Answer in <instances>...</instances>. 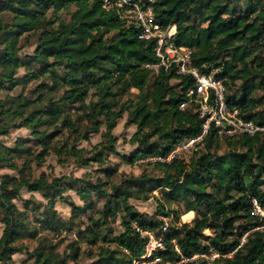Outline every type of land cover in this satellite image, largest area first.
<instances>
[{
  "label": "trees",
  "instance_id": "obj_1",
  "mask_svg": "<svg viewBox=\"0 0 264 264\" xmlns=\"http://www.w3.org/2000/svg\"><path fill=\"white\" fill-rule=\"evenodd\" d=\"M70 5L75 8L67 21L55 16ZM152 5L154 17L163 27L174 26L170 41L191 50L192 64L200 72L216 68V76L225 77V102L238 108L244 119L264 124L263 101L251 96L256 89H264V55L251 56L263 41L264 0H154ZM33 31H38L35 48L31 54L20 56V38ZM223 53L228 61L222 60ZM153 61V42L138 39L135 29L104 10L100 0H0V93L44 76L52 79L53 90L62 89L57 98L49 97L45 102L41 95L35 99L20 93L5 95L0 99V135L10 127H26L40 146L39 156H44L54 148L50 144L60 133L58 127L76 133L69 113L79 109L90 123L84 133L77 132L78 139L98 131V117L105 125L104 144L88 157L82 158L73 146L60 147L78 156L84 165L100 162L105 146L115 152L111 130L126 112V122L136 127L130 138L136 145L131 154H121L120 158L133 163L147 155L166 153L182 137L198 134L200 120L192 107L178 109L182 97L176 86L187 85L189 78L172 84V73L159 70L153 75L143 67ZM20 67L25 73L17 77ZM149 76L151 84L146 87ZM236 80L240 81L238 95L228 93ZM131 89L136 90L135 100L121 102ZM219 140L227 146L221 154L213 151ZM28 156L29 149L20 138L12 146L0 145V169L16 172V176L0 174V264L75 263L80 254L75 240L67 245V253L57 252L50 241L41 240L30 251L17 244L36 235L13 202L21 188L38 191L46 198V211L41 212L39 222L55 236L67 224H58L49 213L54 201L70 207L69 222L87 214L88 224L80 238L95 246V258L88 264H132L140 260L145 239L132 224L157 235L162 222L147 220L128 200H147L153 191L159 194L157 214L169 217L162 233L164 248L154 252L160 257L155 264H194L191 256L201 257L209 250L219 255L212 264H264V229H254L262 220L250 213L251 198L264 209V136L259 133L220 139L210 129L203 151L195 153L188 163L175 159L152 164L160 175L122 177L109 190L103 182L70 176L47 180L40 173L30 178L24 174L29 167ZM15 160L22 162L17 166ZM116 170L115 166L108 167L103 174L109 178ZM66 190L74 191L82 204H74L64 194ZM92 197L102 201L99 208ZM161 201L180 202L182 212L165 209ZM191 211L195 213L191 222L179 220L181 214ZM116 217L122 230L106 238V223ZM204 229L212 233L204 235ZM243 234L244 242L239 245ZM170 240H174L177 251ZM21 250L26 260L13 261L12 255Z\"/></svg>",
  "mask_w": 264,
  "mask_h": 264
},
{
  "label": "rangeland",
  "instance_id": "obj_2",
  "mask_svg": "<svg viewBox=\"0 0 264 264\" xmlns=\"http://www.w3.org/2000/svg\"><path fill=\"white\" fill-rule=\"evenodd\" d=\"M74 5L67 6L61 10H59L55 16L59 19L67 21L69 17V13L74 10ZM235 14V12H234ZM49 16V12H47ZM38 31H33L28 34H23L20 38L18 54L20 56L31 54L36 45ZM250 46V45H249ZM248 46V47H249ZM254 47V46H252ZM253 49L252 55H256L258 57H262L264 55V36L262 44L259 41L258 45ZM251 48V47H249ZM225 53H223L222 60L228 61V59L224 58ZM249 61V60H248ZM255 62H252L251 65L254 66ZM58 73L60 70L55 69ZM25 73V69L20 67L16 70V76H22ZM152 77L149 76L146 87H149L151 84ZM257 80V78H255ZM170 83L175 84V82L171 81ZM240 81L236 80L232 85L228 87V93H235L238 95ZM52 79L47 76L40 77L36 80L28 81L24 84L23 87L21 85H17L10 92H1L0 99H3L5 95H14L20 93L27 98L35 99L37 95H41L42 102H45L47 98H57L62 89L53 90L51 88ZM43 88L44 90H40ZM176 91H178V85L176 86ZM44 93H47L46 95ZM136 90L131 89L129 93L124 94L121 97V102L131 103L135 100ZM251 96L254 98L261 99L263 101L264 106V89H256L251 93ZM89 98L95 99L93 95H90ZM88 99H86L87 101ZM70 117L71 120L75 122L76 133L70 130H66L63 127H58L59 135L56 136L52 142L51 146L54 148H50L44 156H39L40 146L36 139H34L30 135V130L26 127H18V128H8L7 133L0 135V145L3 146H12L14 140L21 139L25 145L28 147L30 156L27 157L28 168L24 169V174L28 177H37L40 173H44L47 180L51 177H60V176H70L88 180L92 183L94 182H103V186L109 190V186L112 184H118L119 180L122 177L127 176H137L141 173L150 175V176H158L161 174L159 169L155 166H152L150 163H145L140 161V159L135 160L133 163H127L120 158L121 154H131L134 150L135 143L131 142L130 138L132 134L136 131V127L127 123V114L123 112L119 118L116 119L115 126L111 130V134L115 138V142L113 144L114 151H109L106 146L101 149V161L93 162L89 161L88 164H81L78 156L72 154V152L65 150L63 146L67 148L73 146L75 149L80 150V156L82 158L88 157L92 152L100 149L101 144H104L105 138L103 137L105 131V125L101 117H98L100 121L98 126V131L95 133L87 134L86 139H78L77 132L84 133L87 129H89V120L87 115H84L83 112L79 109L71 110ZM49 130V129H48ZM61 149V151L59 150ZM59 150V151H58ZM227 150V146L225 141H218L217 145L213 148V151L217 154H221ZM21 160H15L17 166L20 165ZM116 167V172L106 178L103 174L105 168L108 167ZM7 173L10 175L16 176V172L8 169L1 168L0 174ZM65 195L69 196V199L77 205H81L82 202L78 199L74 191L66 190L64 192ZM158 191H153L152 196H150L147 200H136L129 199V203L139 212L145 214V218L148 220L149 218L159 219L161 216L156 212V198L158 199ZM94 201V205L96 208H99L102 204L101 200H96L94 197L91 198ZM16 207L24 212L26 221L28 226L31 229L36 230V235L33 238H25L17 241V244L24 245L28 251L36 247L40 242L50 241L53 243L55 250L57 252L64 251L68 252V244L75 240L76 245L79 247L80 254L75 261L72 263L67 260L65 264H88L94 260L95 256L93 253L95 252V246L87 244L84 240H81L82 230L88 224L87 214L80 215L77 219L69 222L70 215V207L65 203H62L58 200L52 203V210H49L50 214L57 219L58 224L62 222V224H67L66 228H60L58 234L55 236L53 232L44 229L40 226V219L43 217L41 212H45L46 198L38 192V191H28L26 188H21L19 190L18 196L13 199ZM25 203V204H24ZM164 208L167 210H176L179 213L182 212V206L180 202H162ZM27 206V207H25ZM186 215V214H184ZM184 215L179 216V220L181 222H191V219L195 216V213L192 212V216L189 215L186 219L183 218ZM169 218V217H167ZM133 225V224H132ZM2 230V225L0 223V232ZM122 230L120 221L116 218L109 219L106 223V238H110L111 235H114ZM212 232L208 229L203 230L204 235H210ZM110 248H113V244H108ZM26 253L24 250L20 252H16L12 255V259L15 262H20L26 260ZM191 260V259H190ZM194 260V264H212L211 261H208L204 257L192 258ZM29 262V261H28ZM169 264V263H165ZM178 264V263H175Z\"/></svg>",
  "mask_w": 264,
  "mask_h": 264
},
{
  "label": "built area",
  "instance_id": "obj_3",
  "mask_svg": "<svg viewBox=\"0 0 264 264\" xmlns=\"http://www.w3.org/2000/svg\"><path fill=\"white\" fill-rule=\"evenodd\" d=\"M100 1L104 10L112 11L125 26L135 29L138 39L153 42L155 61L146 62L143 65L144 68L153 75L157 74L159 70L172 73V81L175 83L189 78L187 85H178V93L182 97L178 103V109L184 110L187 107H192L196 117L200 120L198 134L182 137L166 153L147 155L140 161L150 164H165L176 159L186 164L195 153L203 151L205 137L210 129L213 130L214 136L220 139L254 133L264 136V124L244 119L238 108L225 102V77L216 76V68H210L206 73L200 72L192 64L191 50L187 47L175 46L170 41L175 31L174 26L163 27L154 17L152 5L154 0ZM250 213L262 220V224L254 229H264V209L255 198L250 199ZM159 219L162 225L157 235L150 230L139 228L135 224L132 225L138 235L145 239L140 260H134L132 264H155L160 261V257L154 252L164 248L162 233L169 218L161 216ZM245 234L240 238L239 245L244 242ZM170 242L173 244L174 250L177 251L174 240H170ZM198 256L193 255L190 259ZM200 256L212 261L219 255L209 250L206 255Z\"/></svg>",
  "mask_w": 264,
  "mask_h": 264
},
{
  "label": "bare ground",
  "instance_id": "obj_4",
  "mask_svg": "<svg viewBox=\"0 0 264 264\" xmlns=\"http://www.w3.org/2000/svg\"><path fill=\"white\" fill-rule=\"evenodd\" d=\"M189 215H191V214H189ZM189 215L186 214V215L183 216V218L186 219Z\"/></svg>",
  "mask_w": 264,
  "mask_h": 264
},
{
  "label": "crops",
  "instance_id": "obj_5",
  "mask_svg": "<svg viewBox=\"0 0 264 264\" xmlns=\"http://www.w3.org/2000/svg\"><path fill=\"white\" fill-rule=\"evenodd\" d=\"M189 214H192V211H191V212H189V213H187V215H189Z\"/></svg>",
  "mask_w": 264,
  "mask_h": 264
}]
</instances>
